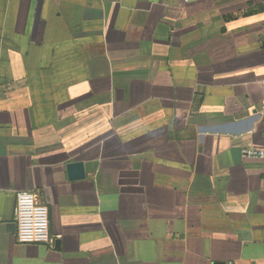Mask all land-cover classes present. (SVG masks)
<instances>
[{
  "label": "crops",
  "instance_id": "obj_1",
  "mask_svg": "<svg viewBox=\"0 0 264 264\" xmlns=\"http://www.w3.org/2000/svg\"><path fill=\"white\" fill-rule=\"evenodd\" d=\"M255 150L261 0H0V264H264Z\"/></svg>",
  "mask_w": 264,
  "mask_h": 264
},
{
  "label": "built area",
  "instance_id": "obj_2",
  "mask_svg": "<svg viewBox=\"0 0 264 264\" xmlns=\"http://www.w3.org/2000/svg\"><path fill=\"white\" fill-rule=\"evenodd\" d=\"M264 9V0H261ZM264 157V151H247ZM17 226L16 240L21 244H54L51 236L50 210L41 196L32 191L20 190L16 194L14 209ZM226 264H235L230 261Z\"/></svg>",
  "mask_w": 264,
  "mask_h": 264
},
{
  "label": "water",
  "instance_id": "obj_3",
  "mask_svg": "<svg viewBox=\"0 0 264 264\" xmlns=\"http://www.w3.org/2000/svg\"><path fill=\"white\" fill-rule=\"evenodd\" d=\"M68 178L70 180H80L86 178L85 162L83 160H74L66 166Z\"/></svg>",
  "mask_w": 264,
  "mask_h": 264
}]
</instances>
